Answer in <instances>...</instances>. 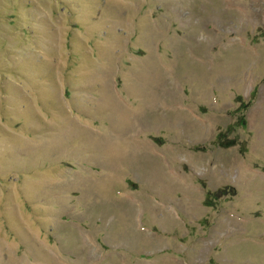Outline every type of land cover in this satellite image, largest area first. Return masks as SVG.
I'll list each match as a JSON object with an SVG mask.
<instances>
[{
  "label": "rangeland",
  "instance_id": "374dc122",
  "mask_svg": "<svg viewBox=\"0 0 264 264\" xmlns=\"http://www.w3.org/2000/svg\"><path fill=\"white\" fill-rule=\"evenodd\" d=\"M0 264H264V0H0Z\"/></svg>",
  "mask_w": 264,
  "mask_h": 264
}]
</instances>
